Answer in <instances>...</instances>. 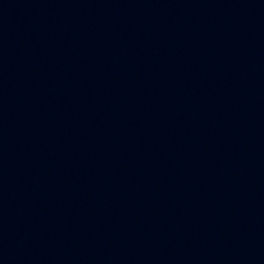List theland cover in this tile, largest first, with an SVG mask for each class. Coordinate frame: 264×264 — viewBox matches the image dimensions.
<instances>
[{"label":"water","instance_id":"water-1","mask_svg":"<svg viewBox=\"0 0 264 264\" xmlns=\"http://www.w3.org/2000/svg\"><path fill=\"white\" fill-rule=\"evenodd\" d=\"M134 0H0V86L52 58Z\"/></svg>","mask_w":264,"mask_h":264}]
</instances>
